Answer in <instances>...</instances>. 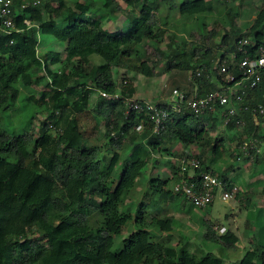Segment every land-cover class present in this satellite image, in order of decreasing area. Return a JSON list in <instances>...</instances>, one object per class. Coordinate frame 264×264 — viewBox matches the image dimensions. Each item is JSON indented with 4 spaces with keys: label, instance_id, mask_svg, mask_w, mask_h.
<instances>
[{
    "label": "clouds",
    "instance_id": "obj_1",
    "mask_svg": "<svg viewBox=\"0 0 264 264\" xmlns=\"http://www.w3.org/2000/svg\"><path fill=\"white\" fill-rule=\"evenodd\" d=\"M0 264H264V0H0Z\"/></svg>",
    "mask_w": 264,
    "mask_h": 264
}]
</instances>
